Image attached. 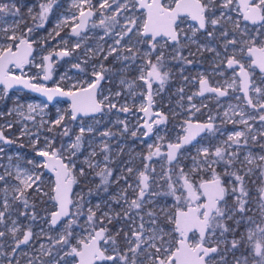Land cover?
Returning <instances> with one entry per match:
<instances>
[{"label": "snow or ice", "instance_id": "6c2138e0", "mask_svg": "<svg viewBox=\"0 0 264 264\" xmlns=\"http://www.w3.org/2000/svg\"><path fill=\"white\" fill-rule=\"evenodd\" d=\"M0 121V264H264V0H0Z\"/></svg>", "mask_w": 264, "mask_h": 264}, {"label": "rangeland", "instance_id": "374dc122", "mask_svg": "<svg viewBox=\"0 0 264 264\" xmlns=\"http://www.w3.org/2000/svg\"><path fill=\"white\" fill-rule=\"evenodd\" d=\"M34 0H27V3L31 4L33 3ZM61 2L64 4V7L66 8L67 7V0H61ZM49 28L52 27V24L50 23L48 25ZM69 67V65L67 63H65L64 61H60L59 63V66L57 68V71L54 73V79H58L59 78V75L63 74L64 71ZM202 68H208V64L207 63H204L202 66ZM16 71V74H19V70H15ZM25 71L27 72L28 75H32L36 72V69H31V71H29L27 68L25 69ZM174 72H175V69H174ZM71 74V73H70ZM196 75V72L195 70H193L191 73H188L186 72L185 75ZM131 75V74H130ZM48 86H54L52 84V82L50 83H47ZM182 85V80H181V77L179 75L178 72L175 73L173 79L171 80V82L166 86V89L164 92L161 93V95L159 97H157V108L160 109V110H163L165 112H168L170 108H176L177 111H180L179 108H177V100H178V96H176L174 93H175V90L180 87ZM111 87L113 88V90L115 91L116 90V84H112ZM195 88L191 85H189L185 91H186V94H190L191 91H194ZM15 91V90H14ZM19 95H21V97L25 100H37V99H42L40 98L39 96L35 95V94H32V93H29L27 91H22V92H19ZM199 102V101H197ZM207 102V101H206ZM8 107L11 106V104L9 103L7 105ZM63 107H67V102H64L62 104ZM209 107H213V104L209 102ZM51 112L54 114L55 113V108H51L50 109ZM171 117V116H170ZM123 118V115L122 117ZM7 119H12L11 117H7ZM201 119H203V117H201ZM115 120V115L114 114H110L108 117H106L105 119L102 120L101 124L98 125V129L100 131H103L105 130L106 128L108 127H112L113 125H108L107 127H104V124L105 123H110L111 121H114ZM85 121L86 122H91L90 118H85ZM134 119H133V123H134ZM177 122V121H176ZM0 123H3V121H0ZM111 124V123H110ZM176 124V123H175ZM170 126V124L168 125V127ZM18 127L19 125H17V128L14 129V131H17L18 130ZM114 129L113 131H115V126H113ZM172 127V126H170ZM169 127V128H170ZM228 129H231L232 128V125H227ZM8 134V133H6ZM99 139V138H98ZM23 143L25 144V147L24 148H19L18 145H13L11 148H6V151L8 152H12V151H16V150H19L23 153H25L27 156H31L33 153H32V150L31 148L28 146L27 144V141H23ZM253 151H259V149H253Z\"/></svg>", "mask_w": 264, "mask_h": 264}, {"label": "flooded vegetation", "instance_id": "af4514ba", "mask_svg": "<svg viewBox=\"0 0 264 264\" xmlns=\"http://www.w3.org/2000/svg\"><path fill=\"white\" fill-rule=\"evenodd\" d=\"M51 81H49V82H47V83H50ZM65 102H67V101H65ZM68 103V102H67ZM111 123V122H110ZM110 123H105L104 124V127H107L108 125L110 126V125H112V123L110 124ZM176 123V121L175 120H172V118L170 117V120H169V124H170V126H173L174 124ZM169 126V127H170ZM112 128L114 129V127L112 126ZM116 128V127H115ZM171 128V127H170ZM116 130V129H115ZM125 143H126V151H127V149L128 148H135V150L137 151V152H140V151H143L144 149H143V146L142 145H140L138 142H133L130 138H125ZM123 159H127V156H125V157H123ZM136 165L137 166H139V160H137L136 162ZM50 175V174H49ZM97 182H98V179H97ZM117 188H118V186L117 185H113L110 189H109V191L111 192V193H114V192H116V190H117ZM74 191H79V187L78 186H76V187H74Z\"/></svg>", "mask_w": 264, "mask_h": 264}, {"label": "water", "instance_id": "95a60500", "mask_svg": "<svg viewBox=\"0 0 264 264\" xmlns=\"http://www.w3.org/2000/svg\"><path fill=\"white\" fill-rule=\"evenodd\" d=\"M25 91H27V90H25ZM28 92V91H27ZM29 93H31V92H29ZM32 94H35V93H32ZM35 95H37L38 96V94H35ZM41 98V97H40ZM51 175V174H50Z\"/></svg>", "mask_w": 264, "mask_h": 264}]
</instances>
